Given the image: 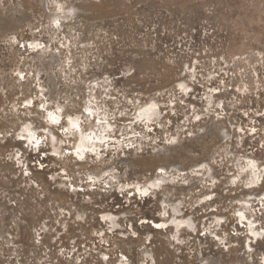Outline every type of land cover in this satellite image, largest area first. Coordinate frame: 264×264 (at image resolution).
<instances>
[{
    "label": "rangeland",
    "instance_id": "rangeland-1",
    "mask_svg": "<svg viewBox=\"0 0 264 264\" xmlns=\"http://www.w3.org/2000/svg\"><path fill=\"white\" fill-rule=\"evenodd\" d=\"M243 157L264 167V0H0V264H261Z\"/></svg>",
    "mask_w": 264,
    "mask_h": 264
},
{
    "label": "bare ground",
    "instance_id": "bare-ground-1",
    "mask_svg": "<svg viewBox=\"0 0 264 264\" xmlns=\"http://www.w3.org/2000/svg\"><path fill=\"white\" fill-rule=\"evenodd\" d=\"M36 43H34V42H32L31 43V45H35ZM37 45V44H36ZM180 84H183V83H181V82H179V83H177V86H178V89H180V87H179V85ZM184 85V84H183ZM216 89V88H215ZM188 90V89H187ZM209 90V89H208ZM42 91V90H41ZM182 91V90H181ZM186 91V86L184 85V90H183V92H185ZM190 91V90H189ZM239 91V90H238ZM215 92V91H214ZM206 97H208V98H210V96H206ZM209 103V102H208ZM154 105V103L153 102H150V103H147V104H145V105H142V106H140V109H139V111H138V114H137V118H139V119H143L144 121L145 120H147V121H155L156 122V119H158L157 117H156V115L157 114H155V110L153 109V106ZM160 105V104H159ZM218 104H216V106H217ZM155 106H157V105H155ZM219 106V105H218ZM53 114V113H52ZM54 116H56L55 114H53ZM159 116V115H158ZM57 117V116H56ZM217 117H219V116H217ZM159 118H160V116H159ZM220 118V117H219ZM218 118V119H219ZM222 118V117H221ZM73 121V120H72ZM73 123H74V121H73ZM71 125L69 124V122H68V127H70ZM239 129V128H238ZM250 131V130H249ZM251 132V131H250ZM224 133V132H223ZM252 133V132H251ZM221 135V134H220ZM224 135V134H223ZM81 138H80V140H79V142H78V144L75 146V152H76V149L77 148H80L81 149V152H82V149H84V147H85V144H84V139H83V136H80ZM32 138V137H31ZM225 139V138H224ZM76 154H77V152H76ZM78 155V154H77ZM240 163V165L241 166H243L244 167V169L243 170H246V168L248 169L247 171H246V173L242 176V177H245L243 180H242V186H243V188L244 189H247V190H256L258 187H259V185H260V181H261V178H262V176H263V174H264V167H260V166H258V165H256V163L252 160V159H250V158H248V157H243L242 159H239L238 160ZM205 164V163H204ZM236 165H238V163H235ZM202 165V164H201ZM200 167H202V166H199V165H195V167H194V170H197V171H199L200 170ZM246 167V168H245ZM243 170L242 171H239L238 172V175H234L233 177H231L230 178V180H229V185L230 186H236L237 185V183L240 181V178H242L241 176H240V174H242L243 173ZM213 180V179H212ZM164 181V179L162 178V177H155V179L154 180H152V181H150L149 183H148V185H145V186H143V190L144 191H149V189H152V188H154V186L156 185V184H160L161 182H163ZM136 190L138 191V192H142L141 191V187H139V186H137L136 187ZM248 199L247 200H244L242 203H241V209H248V205L250 204L249 202H250V200H252L251 198H252V196L249 194L248 196ZM206 198H208V197H206ZM206 198H205V200H206ZM257 200L259 201V202H264V193H261V194H259V195H257ZM255 198V199H256ZM256 201V200H255ZM262 205H263V210H264V203H262ZM174 209V208H173ZM241 209H238V211H237V213H240L241 215H237V218L240 220V221H242V223H245L246 224V228H247V231L249 232V234L250 235H252V237H248L247 239H246V242H245V250H244V253H246L247 254V257L248 256H250L251 255V251H252V245H251V239L252 238H254V239H257L259 236H261V234L263 233V231H260V230H255L254 229V226H255V220L253 219V214L252 213H249L248 215H246V213L245 212H243ZM175 210V209H174ZM173 210V211H174ZM174 213H176V212H174ZM107 214L105 215H103L102 217H103V220L106 222V223H113L111 220V222L110 221H106V218H107ZM174 221H176V220H174ZM174 221H173V225H174ZM244 221H246V222H244ZM182 222V220H179L178 221V224H177V222H176V224H175V229H178L177 228V226L178 227H180V223ZM184 223H186V222H184ZM187 224V223H186ZM114 225V224H113ZM184 225V224H183ZM218 225V224H217ZM185 226V225H184ZM219 226V225H218ZM164 227V226H163ZM162 227V228H163ZM174 227V226H173ZM109 228H111V227H109ZM115 228V227H114ZM261 264H264V254H262V256H261Z\"/></svg>",
    "mask_w": 264,
    "mask_h": 264
},
{
    "label": "snow or ice",
    "instance_id": "snow-or-ice-1",
    "mask_svg": "<svg viewBox=\"0 0 264 264\" xmlns=\"http://www.w3.org/2000/svg\"><path fill=\"white\" fill-rule=\"evenodd\" d=\"M179 87H180V89H181L182 91L184 90V85H183V84H180ZM152 107L154 108L155 106L153 105ZM48 116H49V119H50V122H51V123H53V124H60V120H59L58 117L54 116L52 113H49ZM197 119H199V117H197ZM69 124L72 126V128H77V125H76L75 123H73V121H72L71 119L69 120ZM25 131H27V129H25ZM64 131L67 132L68 129L65 128ZM28 135H29L30 137H32V139L29 140V143H32V140L35 139L34 134L31 133V132H29ZM20 139H24V137L21 136ZM39 143H40L39 140H35V144H36V145H38ZM34 146H35V145H34ZM76 152H77V154H78V155H77V159L83 160L84 157H83L82 154H80V153H81V149H80V148H77V149H76ZM141 195H145V196H146V195H148V193H147V191H143V192H141ZM208 199H211V197H208ZM237 215H241V214H240V213H237ZM155 226H156L157 228H159V227H163L164 225L157 224V225H155Z\"/></svg>",
    "mask_w": 264,
    "mask_h": 264
},
{
    "label": "clouds",
    "instance_id": "clouds-1",
    "mask_svg": "<svg viewBox=\"0 0 264 264\" xmlns=\"http://www.w3.org/2000/svg\"><path fill=\"white\" fill-rule=\"evenodd\" d=\"M57 10L59 11L60 9H59V6H57Z\"/></svg>",
    "mask_w": 264,
    "mask_h": 264
}]
</instances>
